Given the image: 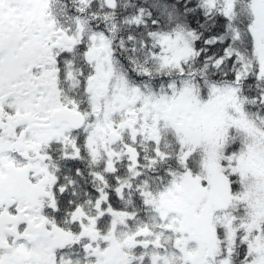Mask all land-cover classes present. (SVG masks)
<instances>
[{"label": "snow or ice", "instance_id": "obj_1", "mask_svg": "<svg viewBox=\"0 0 264 264\" xmlns=\"http://www.w3.org/2000/svg\"><path fill=\"white\" fill-rule=\"evenodd\" d=\"M0 264H264V0H0Z\"/></svg>", "mask_w": 264, "mask_h": 264}]
</instances>
